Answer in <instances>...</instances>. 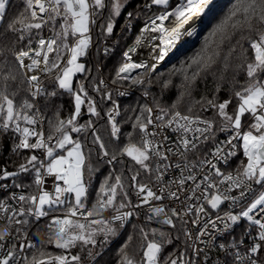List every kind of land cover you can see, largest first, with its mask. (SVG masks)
<instances>
[{"label": "snow or ice", "instance_id": "snow-or-ice-1", "mask_svg": "<svg viewBox=\"0 0 264 264\" xmlns=\"http://www.w3.org/2000/svg\"><path fill=\"white\" fill-rule=\"evenodd\" d=\"M8 3L0 0V23L5 20ZM23 3V11L9 20L6 28L18 34L17 41L22 45L18 51L7 50L14 63L0 48V132L19 134L15 154L40 150L43 158L32 154L24 157V163L15 171L0 168V190H20L0 199V264H97L107 246L133 218L139 219L145 207V223L155 222L160 227L146 229L144 224H132V232L118 249V264H209L212 257L205 251L208 242L204 239L212 235L209 229L222 239L241 219L249 222L245 236L251 235L252 226L257 228L251 245L241 251L244 240L235 237L213 244L224 254L223 261L217 257L214 264H264V0H234L204 37L191 63L170 73V77L177 72L182 76L173 104L164 108L153 98L155 111L147 103L132 109L133 114L124 121L131 124L127 133H122L117 120L121 116L119 104L111 92L103 90L107 88L105 80L97 82L91 76L92 70L80 62L92 45V26L105 10L108 15L99 25L100 35L113 33L124 6L122 0ZM213 3L176 0L173 6L172 0H146L143 11L151 14L145 17L134 45L123 53L112 83L151 86L158 65L184 36L193 34L194 21L201 19ZM139 18L128 13L125 28L131 29V21ZM45 29L48 36L43 34ZM143 47L149 49L147 56L134 60L137 49ZM109 53L110 49L104 47L103 54ZM229 69L234 73V87L240 84L236 77L241 73L245 76L240 90L233 93L237 104L232 112L228 110L231 96L218 99L220 82ZM77 74L84 79L74 85ZM209 74L218 81L212 98L192 99L197 80ZM171 83L169 78L164 87ZM24 84L27 95L17 102ZM89 87L101 94V100L110 102L111 107L103 115L89 95ZM64 93L73 98V111L61 117L60 105L49 119L41 110V101L47 109ZM143 95H149L147 87ZM185 98L190 103L187 112L182 113L178 109ZM85 105L89 116L96 119L80 124L78 118ZM196 105L199 111L193 114ZM209 111L211 116L199 114ZM246 114L251 123L241 131ZM99 120H105L109 127L107 143L96 126ZM45 122L50 129L47 135ZM169 131L175 135L174 140ZM71 133L76 134L75 139ZM219 133L228 134L227 138L218 139ZM121 136L126 143L109 151L107 144H118ZM238 149H242L246 162L241 160L232 172L222 171L220 165L226 167ZM94 156L97 165L111 167L89 207V190L100 171L92 163ZM125 157L130 158L131 166L117 172L115 165H124ZM125 171L130 175L125 176ZM25 173H31V183L17 182ZM49 178L51 190L47 187ZM8 180L10 185L4 183ZM130 190L135 192L136 203L130 199ZM249 197H253L251 203L239 213L231 211ZM225 202L229 210L222 213ZM106 212L111 215L105 216ZM44 219H48V239L33 243L28 239L29 230ZM165 226L167 231L163 230ZM181 235L182 249L174 248L165 255V248L180 241ZM137 237L139 259L129 251ZM46 245L60 251L49 252ZM77 248L79 251L74 253Z\"/></svg>", "mask_w": 264, "mask_h": 264}, {"label": "trees", "instance_id": "trees-1", "mask_svg": "<svg viewBox=\"0 0 264 264\" xmlns=\"http://www.w3.org/2000/svg\"><path fill=\"white\" fill-rule=\"evenodd\" d=\"M146 2V0H126L124 6L122 7L121 15L116 18L115 20V26L113 33L111 35L105 34L104 36L100 35V24L105 23V17H107L108 12L107 10L104 11V16L97 19L96 25L93 26L92 29V36H93V43L91 47L88 50V55L81 58V62L85 63L87 68H90L91 76L96 77L97 82L100 78L105 77L108 80L107 88L103 89L104 91L111 92V94H114V90L112 89V77L115 74V69L118 67V65L123 60V53L129 48V46L134 42V40L137 38L141 27L143 26L144 19L147 15H150L151 13H147L143 11V5ZM173 6L176 3V0H172ZM234 3V0H228L222 7L219 8L215 16L213 17L212 21L209 23V25L204 29L201 36L195 41V43L182 52H180L176 57H174L170 62H168L166 65L162 66L161 68L156 70V73L152 76V84L151 86L148 85H141L139 87V92L133 93L130 96L126 98H117V103L120 106L121 110V116L117 118V120L121 123L122 126V133H127L131 131V124L125 123L124 121L127 119L129 115H132V109H139V105L142 104H149L148 101L143 97L142 93H144L145 88L147 87V90L149 92V96L152 98H155L156 101L159 102L161 107L169 108L173 102L177 99V96L179 95L180 91V84L182 81V76L177 72V74L172 75L170 77V73L174 69H180L182 65L187 67L189 63H191L192 58H194L197 54V52L202 48V45L204 43V37L208 34V32L212 29V27L219 22V20L224 16V14L227 12L228 8L231 6V4ZM24 9V3L23 0H9V3L7 5V13L5 20L0 23V48L5 49V55L8 56L9 62L14 63V60L12 56L8 53V49L13 50H19V48L22 46L18 41V34L13 33L12 31H6L7 23L9 20L17 16L20 12H22ZM156 9L154 8L153 11ZM128 13H133L134 15H138L139 19H133L131 21L132 28L126 29L125 25L128 22ZM46 29L44 30L45 34ZM26 43V41H25ZM108 47L110 49V53L108 55L103 54V48ZM100 49V52H97V49ZM251 54V53H250ZM67 58V54H65V59ZM101 69V71H97V69ZM195 67V66H193ZM189 72L192 71V69H188ZM233 71L229 69L225 73V79L220 82V91L218 93V99L220 101L229 99V97H232V104L229 106V112H232L233 109L236 107L237 99L233 95L234 91L240 90V84H242L245 80V76L243 73H241L239 76L236 77V80L240 82V84H236L235 87L233 86L232 80H233ZM169 78H171L172 83L165 88L164 83ZM42 79H46L45 77H42ZM84 79L82 74H77L76 77L73 79V83L75 85L77 80ZM216 80H214L213 76L209 74L206 79H198L195 85V88L192 92V99H199L201 96H207L208 98H212L213 94L215 93ZM19 83V79L17 80V84ZM87 83V82H86ZM117 84H125L130 85V82H121ZM27 85H21L20 86V92L19 95L16 97V101L19 102V100L27 95ZM12 90H16V84H13ZM49 90L50 86H49ZM89 95H91L97 102V110L101 111V115L104 114L105 111L111 106L110 102L101 100V94H97L92 92L91 87H89ZM113 98H116L114 95ZM190 99L185 98L184 102H182L179 106V111L186 113L187 108L189 106ZM73 98L68 95L67 93H64L62 96L58 95L54 100H52L48 106L47 109L43 107L44 101H41V110L46 112V116L51 119L53 117V114L55 113V110L57 106L62 105V111L60 112L61 117H67L72 111H73ZM154 104V103H153ZM155 105V104H154ZM199 111V105H196L193 114H196ZM201 116H211L212 112H199ZM95 120L96 118L90 117L86 110V105L82 107V115L78 118V123L83 124L89 119ZM250 117L246 114L245 117H243V120L246 122ZM251 120V119H250ZM100 129V135L104 138L106 143L108 142V136H109V127L106 125L105 120H99L97 125ZM44 131L46 134L50 131L47 122L44 124ZM73 138L75 139L76 134L71 133ZM19 141V135L13 134L12 132L3 133L0 132V168H7L8 171H15L19 164L24 163V157L30 156L32 154H36L38 156H41V151L36 150L34 153L29 150H21L20 154L17 155L13 152L14 145L18 143ZM126 143L123 136H121L120 141L118 144H112L108 143L107 146L109 148V151L112 150L113 147H122ZM242 149H240L239 154L236 157V161L234 165H231L229 167L230 170H235L237 165L240 163L241 160H244ZM125 164L120 165L116 164L115 168L117 172L121 170V168H127L131 166L130 158L125 157ZM92 163L94 165H97V161L95 156L93 157ZM100 168V171L96 174L95 179L92 181V187L89 190V201L88 206H91V203L95 200L96 197V190L99 188L100 181L103 179L105 175H107L108 171L110 170L109 165L107 164H99L97 165ZM130 175V173L125 171V176ZM32 181V175L31 173H25L21 175L20 180L17 182H23L25 184L31 183ZM6 182H11V180H8ZM146 182V181H144ZM25 192L30 191L29 189H24ZM5 196L3 192L0 191V199H2ZM130 199L134 203L135 201V192L130 190ZM141 215L139 219L133 218L131 223L126 225L125 230L122 232V234L113 240V242L107 246L106 250L104 251L103 255L98 259L97 264H118L119 260V253L118 249L120 246L125 242L127 236L129 233L132 232V224H144L145 228H158L160 225L156 224L155 222L151 223H145V214L140 210ZM48 222H46V219L40 221L39 224H33L32 227L29 230V236L30 240L33 243L39 244L40 241H47L48 239V229L46 225ZM165 231L168 230L167 226L164 227ZM149 239H153L151 235L148 237ZM183 236L181 235V240L175 242L173 245H170L165 248L164 254L167 255L169 252H172L174 248H180L182 249L183 244ZM139 238L133 242V246L129 249L131 253H134L136 256V259L140 258L141 253L139 252ZM47 251L52 253H58L60 250L56 249L53 245H46ZM79 249H73V252H78ZM31 255V252L28 253ZM179 254V253H177Z\"/></svg>", "mask_w": 264, "mask_h": 264}, {"label": "built area", "instance_id": "built-area-1", "mask_svg": "<svg viewBox=\"0 0 264 264\" xmlns=\"http://www.w3.org/2000/svg\"><path fill=\"white\" fill-rule=\"evenodd\" d=\"M143 27V26H142ZM141 27V28H142ZM92 29H93V26H92ZM50 33L48 32V30L46 29V32H45V36H48ZM138 35H140V32H139V34ZM91 36H92V31H91ZM136 40V39H135ZM135 40H134V42L129 46V48L130 47H132L133 45H134V43H135ZM92 43H93V36H92ZM193 45V44H192ZM128 48V49H129ZM186 48H188V47H186ZM186 48H184L183 50H185ZM127 49V50H128ZM126 50V51H127ZM183 50H181V51H179V53L180 52H182ZM178 52L176 53V54H179ZM174 56H175V54H174ZM174 56H172L171 58H173ZM170 58V59H171ZM170 59H168V60H170ZM168 60H165V61H162L159 65H158V67H157V69H159V68H161V66L166 62V61H168ZM41 79H42V77H41ZM103 79L105 80V82H106V84L108 83V81L103 77ZM139 87L140 86H131V85H125V84H113V88H114V96L116 97V98H114V100L117 102V98L119 99V98H126V97H128V96H130L131 94H133V93H136V92H139ZM126 92L127 93V95H124V96H121V95H119V93L120 92ZM142 95H143V93H142ZM143 97L148 101V103H149V105L150 106H152L153 108H154V111L156 110L155 109V105L153 104V102H152V98L148 95L147 97H145L144 95H143ZM111 107V106H110ZM183 113V112H182ZM118 118V117H117ZM23 126V125H22ZM246 126H248V121L242 126V129H241V131H245V129H246ZM46 134V133H45ZM19 135V134H18ZM47 135V134H46ZM168 135L169 136H171V138L174 140L175 139V135L174 134H172L170 131L168 132ZM227 135L228 134H226V133H219L218 134V139H220V140H225L226 138H227ZM19 142V141H18ZM70 147V146H69ZM239 152H240V149H238L237 150V155L239 154ZM42 153V152H41ZM237 155L236 156H234V157H232L230 160H229V163H228V165L225 167V166H223V165H220V167H221V169H222V171H224V172H232L233 170H230L229 169V167L231 166V165H234V163H235V161H236V157H237ZM41 158H43V154H41ZM4 183H8L9 185L11 184V182H6V181H4ZM47 187H48V189L49 190H51V187H52V183H51V179L49 178V180H48V183H47ZM1 192H3L4 194H5V196L3 197V198H5V197H7V196H9V194L11 193V192H17V193H19V189H15V188H12V187H9L7 190H0ZM233 194H238V192L237 191H234V193ZM2 198V199H3ZM253 197H249L248 199H246L245 201H243V202H241V204L240 205H238V206H236V207H234V208H232L231 209V211L233 212V213H239L244 207H245V205L252 199ZM137 201H136V195H135V201H134V203H136ZM164 203H169V201H164ZM172 206H177V205H172ZM90 207V206H89ZM221 210H222V213L224 212V211H228L229 210V207H228V202H225L224 204H222L221 205ZM141 211L146 215L147 213H146V207L145 208H143V209H141ZM221 213V214H222ZM109 215H111V213L110 212H106L105 213V216H109ZM257 218H259V217H257ZM3 225V221H0V226H2ZM249 228V222H247L245 219H241L234 227H233V229L231 230V232L229 233V234H226L222 239L221 238H219L214 232H213V230L212 229H209V231H210V233H212V235H210V236H207V237H205L204 239L208 242L207 243V247H205L204 245H201V247H205V251L208 253V255L210 256V257H212V260L209 262V264H214V262H215V260H216V258L217 257H219L220 258V260L221 261H223V259H224V254L218 249V248H214L213 247V244H219V243H221V242H225V241H230L233 237H235L236 238V240L237 241H239L241 238H243V240H244V244H243V247L241 248V251H244L248 246H250L251 245V243H252V238L253 237H255L256 236V233H257V228L255 227V226H252L251 227V235L250 236H245L244 235V233L246 232V230ZM28 239L30 240V236L28 235ZM31 241V240H30ZM10 242H12V243H14L15 241H10ZM201 259V261H202V259H203V257H201L200 258Z\"/></svg>", "mask_w": 264, "mask_h": 264}, {"label": "bare ground", "instance_id": "bare-ground-1", "mask_svg": "<svg viewBox=\"0 0 264 264\" xmlns=\"http://www.w3.org/2000/svg\"><path fill=\"white\" fill-rule=\"evenodd\" d=\"M221 0H214L213 5L210 6V10H208L206 12V14L199 19L198 21H194L193 24V34L191 36H184L177 44L176 48L173 49V51L171 53H169V55L165 58V60L170 59L172 56H174V54H176L177 52L183 50L184 48H186L187 46L193 44L200 36L204 26L207 24V22L210 20V18L212 17L214 11H215V7L217 6V4L220 2ZM148 48L147 47H143V48H138L137 49V53L135 55H133V59L134 60H139L141 58H145L148 54ZM164 60V61H165Z\"/></svg>", "mask_w": 264, "mask_h": 264}, {"label": "water", "instance_id": "water-1", "mask_svg": "<svg viewBox=\"0 0 264 264\" xmlns=\"http://www.w3.org/2000/svg\"><path fill=\"white\" fill-rule=\"evenodd\" d=\"M227 1H228V0H221V1L217 4V6L215 7V11H214L212 17H211L210 20L207 22V24L204 26L202 32H203L204 29L209 25V23L212 21L213 17L215 16V14H216L217 11L219 10V8L222 7ZM202 32H201V34H202ZM191 45H192V44H191ZM189 46H190V45H189ZM189 46H187V47H189ZM178 53H179V52H178ZM177 55H178V54H175L174 57H176ZM174 57H173V58H174ZM173 58H171L170 60L166 61L162 66L166 65V64H167L168 62H170ZM162 66H161V67H162Z\"/></svg>", "mask_w": 264, "mask_h": 264}, {"label": "rangeland", "instance_id": "rangeland-1", "mask_svg": "<svg viewBox=\"0 0 264 264\" xmlns=\"http://www.w3.org/2000/svg\"><path fill=\"white\" fill-rule=\"evenodd\" d=\"M125 2H126V0H122V3H123V5L125 4ZM201 36V35H200ZM195 43V42H194ZM193 43V44H194ZM191 46V45H190ZM81 62V61H80ZM99 70L101 71V69H100V67H99ZM105 78V77H104ZM74 79V78H73ZM106 79V78H105ZM107 80V79H106ZM108 81V80H107ZM112 89L114 90V88H113V84H112ZM114 95V94H113ZM112 95V96H113ZM113 98V97H112ZM114 99V98H113ZM83 107V106H82ZM251 118H249L247 121H248V125L251 123V120H250ZM246 121V122H247ZM244 120H243V118H242V126L246 123ZM247 127L248 126H246V129H245V131L247 130ZM245 158V157H244ZM245 160V162H246V158L244 159ZM253 199V198H252ZM252 199L245 205V207L248 205V204H250L251 203V201H252ZM46 222H48V219H46ZM28 235H29V233H28Z\"/></svg>", "mask_w": 264, "mask_h": 264}]
</instances>
